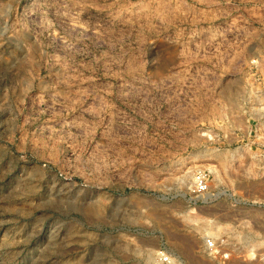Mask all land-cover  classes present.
<instances>
[{
    "label": "rangeland",
    "instance_id": "1",
    "mask_svg": "<svg viewBox=\"0 0 264 264\" xmlns=\"http://www.w3.org/2000/svg\"><path fill=\"white\" fill-rule=\"evenodd\" d=\"M0 264H264V0H0Z\"/></svg>",
    "mask_w": 264,
    "mask_h": 264
},
{
    "label": "built area",
    "instance_id": "2",
    "mask_svg": "<svg viewBox=\"0 0 264 264\" xmlns=\"http://www.w3.org/2000/svg\"><path fill=\"white\" fill-rule=\"evenodd\" d=\"M198 190L202 193L207 192V184L203 180L198 182Z\"/></svg>",
    "mask_w": 264,
    "mask_h": 264
}]
</instances>
